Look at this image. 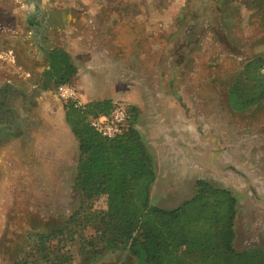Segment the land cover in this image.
Listing matches in <instances>:
<instances>
[{
  "label": "rangeland",
  "instance_id": "rangeland-1",
  "mask_svg": "<svg viewBox=\"0 0 264 264\" xmlns=\"http://www.w3.org/2000/svg\"><path fill=\"white\" fill-rule=\"evenodd\" d=\"M25 4L0 0V55L12 51L0 57V264H58L42 259L35 238L50 231L47 246L59 244L64 264H136L120 251L84 260L62 230L90 196L75 187L79 143L60 122L67 103L51 68L56 50L76 68L71 85L84 106L137 109L156 164L153 206L177 208L199 180L226 188L238 200L235 248L264 250V101L236 112L228 98L245 63L264 57V0L230 8L219 0H50L49 9L67 11L61 33L50 34L60 47L45 38L40 17L22 16ZM15 37L23 40L10 47ZM36 43L53 48L47 59Z\"/></svg>",
  "mask_w": 264,
  "mask_h": 264
},
{
  "label": "trees",
  "instance_id": "trees-1",
  "mask_svg": "<svg viewBox=\"0 0 264 264\" xmlns=\"http://www.w3.org/2000/svg\"><path fill=\"white\" fill-rule=\"evenodd\" d=\"M236 1L219 0V4L230 8ZM50 62L57 86L71 85L77 71L68 55L53 51ZM228 98L236 112L264 101L263 56L245 63ZM113 107L111 101L83 108L65 105V120L80 151L75 187L90 198L83 200L78 216L62 230L66 240L79 246L84 260L120 251L128 252L136 264H264V250L235 248L238 200L230 190L199 180L196 195L177 208L152 205L155 159L136 127L137 109H131L132 115L127 110V128L114 139L102 137L91 126V119L109 116ZM201 196L208 199L207 205L201 204ZM101 197L106 198V208L96 209L95 201ZM35 238L44 246L42 259L66 262L64 254L57 255L62 250L59 244L47 246L55 240L52 231Z\"/></svg>",
  "mask_w": 264,
  "mask_h": 264
},
{
  "label": "crops",
  "instance_id": "crops-1",
  "mask_svg": "<svg viewBox=\"0 0 264 264\" xmlns=\"http://www.w3.org/2000/svg\"><path fill=\"white\" fill-rule=\"evenodd\" d=\"M25 1H26V4L20 7V12H21L22 16H27L28 17V15H30L29 17H31L32 19H34V18L37 17L36 19H38V20H39L38 17H40V22H38V25H40V27H44L48 31V34H49L48 37L45 36V38H47V39L50 38L51 39V41H52L50 43L51 46L52 45H56V46H59L60 47V44L58 42H56V43L53 42V39L54 38L50 37V34H52V33H61V28L63 27V25H58V24L56 25V24H54V22H53L54 20L53 19L55 18V16L56 17H59V16H61V14L67 12L66 9H52V10L49 9L48 6H47V3L50 0H37V1L36 0H25ZM37 8H38V10L35 11V9H37ZM17 12H19V10H17ZM70 12H71V10L69 11V13ZM88 12H92L93 13V12H95V9L94 8H91ZM43 18L45 19V22L44 23L42 22L43 21ZM71 19L72 18L70 17L69 18V21H71ZM41 23H43L45 26H41ZM66 27H69V26H65V28ZM37 28L38 27H36V29ZM29 29L30 30L31 29L33 30V28H29ZM7 39H8V43L10 44V47H13L15 45H18L19 42H22L21 40H23V39H18V37H15V38H7ZM45 41H46V39H43V42H45ZM3 42L4 43H7L6 40H4ZM36 45H38L39 47L42 48L41 53H40V55L42 54V58L47 59L48 58V52L51 49H53V48H46L45 47L46 45L44 43H36ZM5 46H8V44H6ZM7 53L4 54V56L3 55H0V57H3L5 59V58H7L6 56H8L10 59H12L11 58V55H10L12 53V51L9 50ZM43 95H45V94H43ZM63 116H64L63 117V120L64 121H62V120L60 121V122H62L61 123L62 127L64 128V130H66L68 128V130H70L71 134L73 135L70 126L66 123V120H65V111H64ZM63 122L66 125V127L64 126ZM185 122H187V120H185ZM182 123H180V124H177L176 123L174 126L176 127V129L179 126L180 127L185 126ZM193 126H194V131L196 132L197 135L199 134V132L200 133L202 132V128L199 131V124L198 123L195 124V125H193ZM136 127L140 131V133H141L144 141L146 142L147 146L151 150V148L149 146L150 145V142H149V138L150 137H147V135H145V133L146 132L148 133L149 131L145 130V133H144L143 130H141V128L139 126H136ZM178 129H180V128H178ZM155 166H156V164H155ZM156 180H157V178H156Z\"/></svg>",
  "mask_w": 264,
  "mask_h": 264
},
{
  "label": "built area",
  "instance_id": "built-area-1",
  "mask_svg": "<svg viewBox=\"0 0 264 264\" xmlns=\"http://www.w3.org/2000/svg\"><path fill=\"white\" fill-rule=\"evenodd\" d=\"M59 97L66 103H72L76 108H83L77 90L72 85H62L58 88ZM128 111L123 105L117 104L109 116H99L91 119V126L104 138L114 139L122 135L127 128Z\"/></svg>",
  "mask_w": 264,
  "mask_h": 264
},
{
  "label": "flooded vegetation",
  "instance_id": "flooded-vegetation-1",
  "mask_svg": "<svg viewBox=\"0 0 264 264\" xmlns=\"http://www.w3.org/2000/svg\"><path fill=\"white\" fill-rule=\"evenodd\" d=\"M54 21V24H58V25H62V23H63V21L61 20V18H60V16L59 17H56L55 16V18L53 19ZM44 21H45V19L43 18V23H44ZM43 23H41V26H43L44 24ZM53 24V23H52ZM0 139H1V137H0Z\"/></svg>",
  "mask_w": 264,
  "mask_h": 264
}]
</instances>
